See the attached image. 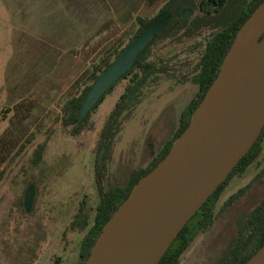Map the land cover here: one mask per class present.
<instances>
[{
	"label": "rangeland",
	"instance_id": "1",
	"mask_svg": "<svg viewBox=\"0 0 264 264\" xmlns=\"http://www.w3.org/2000/svg\"><path fill=\"white\" fill-rule=\"evenodd\" d=\"M164 3L129 0L123 14L115 7L111 19L123 24L115 31L133 33L138 17L153 18ZM27 12L40 36L18 24L25 23ZM76 14L61 0H0V264H77L87 229L71 226L75 215L82 210L92 223L99 187L125 185L133 170L147 165L179 127L183 109L198 91L186 77L213 30L209 25L187 27L181 37L158 43L152 58L170 68L148 78L108 121L130 78L120 81L91 113L87 127L74 135L62 125L61 107L106 48L96 44L100 36L94 34L83 41L89 47L70 50L61 60L39 55L52 45L50 39L65 35L69 21L78 26ZM196 16L189 14L188 25ZM32 185L35 194L27 211L24 196ZM263 198L264 148L229 183L213 225L197 236L180 264H220Z\"/></svg>",
	"mask_w": 264,
	"mask_h": 264
},
{
	"label": "water",
	"instance_id": "2",
	"mask_svg": "<svg viewBox=\"0 0 264 264\" xmlns=\"http://www.w3.org/2000/svg\"><path fill=\"white\" fill-rule=\"evenodd\" d=\"M189 14L188 9L184 18ZM169 17L164 13L149 24L99 75L84 100L79 122L134 67ZM263 128L264 0L239 28L188 127L113 213L84 264H159ZM34 194L32 185L24 196L27 211ZM245 264H264V245Z\"/></svg>",
	"mask_w": 264,
	"mask_h": 264
},
{
	"label": "trees",
	"instance_id": "3",
	"mask_svg": "<svg viewBox=\"0 0 264 264\" xmlns=\"http://www.w3.org/2000/svg\"><path fill=\"white\" fill-rule=\"evenodd\" d=\"M151 2L155 0H149ZM263 0H165V5L153 18H137V28L133 33L120 39L117 44L104 52L100 58L91 64L79 80L76 81V92L61 107V122L64 127H71L74 135H79L87 127L91 113L99 106L107 94L122 80L130 78L125 92L110 113L108 121L114 118L120 108L136 91L144 85L148 78H158L159 73L169 69L168 62L153 57V48L164 40H171L182 36L188 30L197 29L200 25H209L213 30L201 44L202 50L198 60L190 67L186 79L198 85V91L185 106L180 118L179 127L172 136L162 145L153 159L145 166L132 171L128 182L122 186L111 185L99 187V203L92 223L85 212L80 210L71 223L73 228L87 229L80 246V261L84 264L91 254L92 248L101 234L105 224L113 213L129 196L137 182L154 169L157 164L169 153L175 140L188 127L195 109L203 100L209 87L217 77L224 57L230 49L233 40L252 12ZM191 9L196 13V21L188 25V18L183 13ZM164 13L170 17L154 40L144 49L138 57L134 67L116 82L95 106V108L79 122L84 100L98 79L99 75L110 65L115 57L149 24ZM196 26V27H194ZM264 148V128L249 152L239 161L229 176L219 185L197 213L179 232L177 238L166 251L159 264H180L183 254L193 244L200 233L206 232L214 223L216 208L223 192L233 178L242 176L261 156ZM237 195L230 197L232 202ZM264 245V198L254 207L251 213L242 222L238 231L237 240L230 253L220 264H245Z\"/></svg>",
	"mask_w": 264,
	"mask_h": 264
},
{
	"label": "crops",
	"instance_id": "4",
	"mask_svg": "<svg viewBox=\"0 0 264 264\" xmlns=\"http://www.w3.org/2000/svg\"><path fill=\"white\" fill-rule=\"evenodd\" d=\"M61 1L68 7H73V9L78 10V14L75 15V17L80 18V20L78 21V26L77 27L74 26L73 24H71V21H69V23L67 24V31L65 35L63 33V36L59 38L50 39L49 42H51L52 45H46L48 47L43 49V52L41 55H39V57L45 56L51 59L52 56L53 57L58 56L59 59L61 60L62 56L71 54V52L68 53V51L70 50L81 51V49H83L84 47L86 48L89 47L88 45L84 46L86 42L84 43L83 41L84 39H89L90 37H93L95 34L96 37L100 36V41H97L96 44L99 45V43L102 42L101 44L102 49L106 48V50L103 51L96 60H94L95 62L100 58V56L104 52L108 51L109 49H112L120 39L127 36L128 32L124 33V30L120 31V29H118L119 33L115 31V28L122 27L119 26L122 23L121 21L116 22L114 19H111V16L113 17V15L116 14L115 7L118 8V10H121L122 14L125 10V7L126 10L129 11V4H128L129 0H127V2H125V0H61ZM116 1H119V3H117ZM19 9L24 10V8H19ZM21 14H23V12H21ZM24 14L27 15V19L24 23L25 25L22 22H18V24L24 29V32L32 31L36 36H40L41 30L35 29L37 28L36 26L39 25L30 24V22L32 21L31 20L32 15H28L29 12ZM13 15L15 16L17 15V13ZM93 31H95V33H93ZM111 34L113 35L112 37L109 38ZM104 41L106 42L104 43ZM53 61H57V59Z\"/></svg>",
	"mask_w": 264,
	"mask_h": 264
},
{
	"label": "flooded vegetation",
	"instance_id": "5",
	"mask_svg": "<svg viewBox=\"0 0 264 264\" xmlns=\"http://www.w3.org/2000/svg\"><path fill=\"white\" fill-rule=\"evenodd\" d=\"M188 10V9H187ZM190 10V13H192V11H191V9H189Z\"/></svg>",
	"mask_w": 264,
	"mask_h": 264
}]
</instances>
